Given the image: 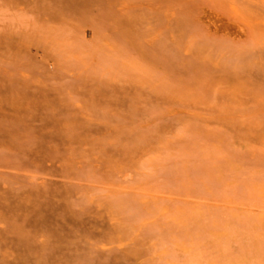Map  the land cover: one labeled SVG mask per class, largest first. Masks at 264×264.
Wrapping results in <instances>:
<instances>
[{
    "label": "rangeland",
    "instance_id": "1",
    "mask_svg": "<svg viewBox=\"0 0 264 264\" xmlns=\"http://www.w3.org/2000/svg\"><path fill=\"white\" fill-rule=\"evenodd\" d=\"M0 264H264V0H0Z\"/></svg>",
    "mask_w": 264,
    "mask_h": 264
},
{
    "label": "bare ground",
    "instance_id": "2",
    "mask_svg": "<svg viewBox=\"0 0 264 264\" xmlns=\"http://www.w3.org/2000/svg\"><path fill=\"white\" fill-rule=\"evenodd\" d=\"M222 13L217 11V9L214 10V8L208 9L205 11V13L203 12L202 16H200L201 23L204 24L206 27H208V29L214 31L215 33L217 32L219 35L221 34L232 37H236V36L239 37L240 35H243L245 32L248 31L246 30L247 28H245L246 26L243 27L242 24H240L241 22L238 19L240 16L238 15L239 13L236 14V12L234 13V11L233 13H230L228 15L227 14L224 15V13L223 14ZM243 36H245V34Z\"/></svg>",
    "mask_w": 264,
    "mask_h": 264
}]
</instances>
